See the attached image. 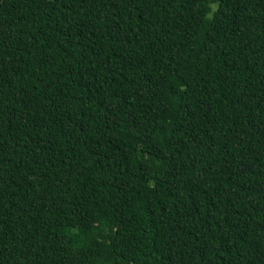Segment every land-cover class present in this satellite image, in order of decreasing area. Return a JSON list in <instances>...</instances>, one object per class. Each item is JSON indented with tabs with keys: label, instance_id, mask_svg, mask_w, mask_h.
Listing matches in <instances>:
<instances>
[{
	"label": "trees",
	"instance_id": "16d2710c",
	"mask_svg": "<svg viewBox=\"0 0 264 264\" xmlns=\"http://www.w3.org/2000/svg\"><path fill=\"white\" fill-rule=\"evenodd\" d=\"M0 264H264V0H0Z\"/></svg>",
	"mask_w": 264,
	"mask_h": 264
}]
</instances>
